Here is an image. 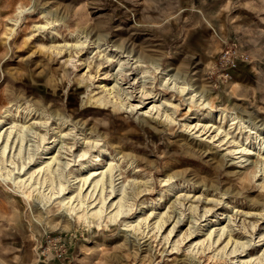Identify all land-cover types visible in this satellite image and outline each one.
I'll use <instances>...</instances> for the list:
<instances>
[{"label": "rangeland", "instance_id": "rangeland-1", "mask_svg": "<svg viewBox=\"0 0 264 264\" xmlns=\"http://www.w3.org/2000/svg\"><path fill=\"white\" fill-rule=\"evenodd\" d=\"M115 80L125 107L108 95ZM9 133L0 264H264V0H0V146ZM240 144L254 150L242 164L227 153ZM46 148L70 163L65 193L80 164L114 165L126 192L115 223L47 202L48 183L13 184Z\"/></svg>", "mask_w": 264, "mask_h": 264}, {"label": "bare ground", "instance_id": "bare-ground-1", "mask_svg": "<svg viewBox=\"0 0 264 264\" xmlns=\"http://www.w3.org/2000/svg\"><path fill=\"white\" fill-rule=\"evenodd\" d=\"M82 43L80 44V46L82 45ZM68 61L71 64L73 63V60L70 57L68 58ZM122 65L123 64L121 63V60H118V63H117L118 68H117V72H116L118 77H119V75H122V72H123ZM154 69H158V68L155 67ZM115 77H116V75H115ZM167 80L169 81L170 79H167ZM172 83H173V85H172ZM117 85H118L117 81L115 80L113 85L110 86L107 90L108 95L111 96V95L115 94V96H117V98L120 100L121 106L125 107V105L123 103L124 98H121V96L125 92L120 87H117ZM170 85H172V87H169V89L170 88L171 89L176 88V91L179 94H181V95L183 94L184 96L187 95L188 98H186V101L200 102V105H202L203 107H207L210 105L209 102L204 98V94L202 92H199V94L194 93L196 90L191 89V88H193L192 86H186L184 83L176 82L175 79L171 81L169 86ZM119 92H121V95L119 94ZM139 93H140L139 105H151L152 104V106L150 107L151 111L155 110L156 112H158L156 117L159 116V108L161 105L155 104L156 101L158 100V99H156V95H153L152 93L147 92V91H143V89H141V91ZM125 96L128 98V100L131 98V96L126 94V93H125ZM137 106L135 105L134 107H132V105H128L129 108H134V109H136ZM139 109H140V107H139ZM147 113L150 114V111L143 112V114H147ZM206 115L209 119H212L214 121V118L218 119L219 117L222 116V112H219L218 114H215V115L207 113ZM161 117H162V115H160V119H161ZM163 117H164V120H167V122H168V120L172 121V118L169 115H163ZM236 119H238V117L231 118L230 121H235ZM218 120H221V118H219ZM237 122L240 123L241 120H239ZM242 128L244 130V129H247L248 126L244 127L243 122H242ZM250 130L251 129L248 130V134H253L250 132ZM215 132L218 133L219 130L215 129ZM246 132H247V130H246ZM9 136H10V133L5 136V138H4L5 142L3 143L2 146H0V157L1 158H4L6 150L10 149L11 143L8 144ZM16 139H18V142L20 144L19 148H17L18 142L15 146V150L17 148L16 151H17V154L19 155L21 143L23 142L22 135L20 136L18 134ZM1 144H2V142H1ZM48 150L49 149L46 148V153L44 154L45 158H43V160L41 162H38V164L34 167L35 171L33 170V173H30L25 178H21L19 176L14 177L13 178V184L14 185L16 184L17 186L19 185L23 189H27V191H28V189H31L32 191H35V190L37 191L41 188V185L48 183L47 188H49V189H47V190L49 192L47 194H43V192H41V193L39 192L41 197H43V198L46 197L45 200H47V202L53 198L58 199L57 197L55 198V196H59L60 197L59 198V200H60L59 204L61 205V207L66 212L74 214L78 220L89 221V223H97V222H100L101 220L106 218L108 222L115 223L117 221V219L120 217V215L122 214V209L124 207L123 201H124V197L126 196V192H125V189L122 185L120 187L115 188L114 182L116 181L115 178L117 177V175L115 176V174H114V170H116L114 165L111 162L106 161L107 164H105V166L101 167L100 169H95V168H89V166H87V165L85 166V165L80 164V166H81V168H80L81 172L79 171L80 172V174H79L80 178L78 179V177H74L73 179L79 180L78 183L81 182V184L78 185V183L76 182L74 184L75 186L74 187L72 186L74 188L73 191L70 193L69 192L65 193L67 188L65 186L64 180L61 177L60 171H62V170L65 171L66 169H68L70 166V163H68V162L61 163V161L58 159V154H55L54 152L48 153ZM253 151L254 150H252V149H248L246 147V145L240 144V145L233 147L231 150H228L227 153H229L230 155H240L239 157H237L235 159H241L237 163L242 164V163H245L248 161V158L253 155V153H252ZM8 153H9V151L7 152V155H8ZM7 158L8 157H6L5 162H7ZM10 164H12V162H10ZM21 169H23L22 165H21ZM16 170H18V169H16ZM11 172L8 171V173H6V175H5V177L8 178V176L10 175ZM117 172H118V170H117ZM34 173H36V175H35L36 177L38 175H40V177H39V179H36L35 182L34 181L32 182ZM119 175L120 174H118V176ZM2 176H3V174H1V168H0V177H2ZM55 179L57 182L54 181ZM55 183H57V184H55ZM85 185H86V188L84 189V191H82V189ZM108 187L111 191L112 196H113V194H116V195L113 198H111L108 201V203L106 204V198L104 196V193H106L105 191H106V189H108ZM86 190H87V192H86ZM110 195H108L107 198H110ZM86 199H88L87 202H85ZM89 199H92V202H90ZM105 204L108 206H105ZM108 209H110V211L107 212ZM162 226H163V224H162L161 220L158 219L156 221L155 227L158 230H161ZM125 227L130 228L132 226L131 225H125ZM132 229H133V227H132ZM223 234H224V229L223 228L219 229L218 234H216L217 239L215 240V242L216 241L218 242V240L220 239V237ZM210 236H211V233L208 234L209 241L211 240ZM210 244L211 245L213 244V240ZM226 244H228V242Z\"/></svg>", "mask_w": 264, "mask_h": 264}]
</instances>
